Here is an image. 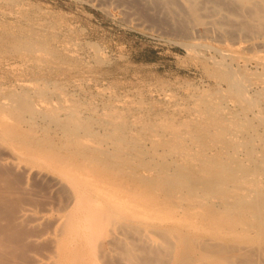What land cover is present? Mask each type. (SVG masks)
<instances>
[{
    "label": "bare ground",
    "instance_id": "bare-ground-1",
    "mask_svg": "<svg viewBox=\"0 0 264 264\" xmlns=\"http://www.w3.org/2000/svg\"><path fill=\"white\" fill-rule=\"evenodd\" d=\"M139 1L147 9L164 14L161 20L173 22L174 28L169 27L170 30L194 33L196 27L190 29V23L200 26L203 11L212 10L216 14L225 11L214 25L232 37L264 34V0ZM139 11L133 10L132 14ZM138 18L147 19V16ZM210 25L205 24L206 30L214 26ZM249 38L240 41V46L248 42V47L264 49L263 39ZM30 81L19 83L20 92L0 86V93H3L0 97V264H264V157L257 155L261 162L256 159L253 148L247 151L255 165L252 169L237 167L238 164L235 168L225 167L221 164L227 161L221 163L219 160L216 164L204 163L200 171L198 169L201 176L193 179L196 173L190 164L178 167L174 160L177 167L170 166L174 168L171 171L170 167L169 171L157 168V180L170 182L167 183L170 188L165 187L167 192L161 194L156 187H147L151 182L144 186L141 177L133 178L134 172L130 175L120 162L123 154L129 156L136 145L144 142L133 138L136 144L128 143L122 133L116 134L121 130L128 138L126 134L132 130L123 125L122 130L115 125L117 117L122 119L121 112L120 116L113 113V121L109 116L110 121L104 120L103 125L109 133L103 128L105 139L102 138H111L110 143L104 144L105 141L93 136L101 128L92 129L91 122L83 129V134L80 133L82 125L77 127L80 124L76 116L81 113L68 112L71 105H66L68 113L60 106L62 113H66L64 118L57 117L54 109L50 110L54 115H50L48 108L53 102L49 104L46 98L47 83L42 88L40 83L37 86L38 83ZM239 81L236 86L240 96L249 102L246 95L249 88ZM225 106L228 107L221 105L219 115L223 119L231 118L234 112L226 111L230 108ZM90 120L93 121L91 117ZM236 137L238 135L233 134L232 139L226 138L231 150L238 146ZM149 139L155 142L154 137ZM181 152L180 157L187 160L184 151ZM235 154L227 159L232 158L233 165L239 160ZM153 171L152 168L150 175ZM144 176L147 180L146 174ZM131 178L139 179V183Z\"/></svg>",
    "mask_w": 264,
    "mask_h": 264
},
{
    "label": "rangeland",
    "instance_id": "rangeland-1",
    "mask_svg": "<svg viewBox=\"0 0 264 264\" xmlns=\"http://www.w3.org/2000/svg\"><path fill=\"white\" fill-rule=\"evenodd\" d=\"M123 1L0 0V86L6 87L8 91L15 89L20 92L19 83L24 80H31L36 85L38 83L37 86L40 83L42 88L47 83L46 98L49 104L50 101L53 102L48 108L50 115L56 112L57 117L60 115L59 117L64 118L66 113L63 114L62 109L67 112L66 107L71 105L72 109L68 112L81 113L76 116V122L80 124H76L77 127L82 125L80 133L83 134L87 124L91 122L90 125L94 124L92 129L98 131L101 128L98 131L100 134L95 131L93 136L98 141H105L104 144L110 143L111 138L106 137L108 140H104L108 128L103 122L114 118V112L116 115L121 112L119 116L122 119L117 117V120L123 122L120 124L114 118V124L121 126L122 130V125L125 129L132 128L130 131L136 135L130 134L129 129L126 134L128 138L119 129L120 132L116 131V134L119 136L122 133L123 139L128 143H134L139 138L138 142L144 141L140 143L144 147L143 144L139 145L143 148L135 146L136 143L132 144L135 147L133 150L129 149L133 151L129 154L131 157L123 154L121 159L124 158V162L121 159L120 162L127 167L125 169L130 171V175L134 172L132 177H141L143 182L141 179L140 182L144 186L151 182L147 187L152 185L161 194L167 192L170 182L164 180L162 183L157 180V168L161 171L168 170L170 166L177 167L175 164L178 167L190 164L193 166L192 171L196 173L193 179H197L196 175L201 176L199 168L204 163L216 164L219 160L224 163L227 161L226 164H221L225 167L235 168L238 164L237 167L245 166L246 170L254 168L248 149L253 148L252 151L256 152L254 157L260 162L264 157V49L248 47V42H244L242 47L240 41L248 40L249 37L264 40V34L232 37L215 26L225 11L216 14L210 7V13L203 11L200 26L190 23V29L196 27L194 33L170 30L174 28V24L169 20L166 23V17V20H161L164 14L147 9L139 0ZM129 7H135L133 10H140L141 14H132L133 10ZM143 9L148 13L142 12ZM125 11L130 13L126 14ZM130 15L133 16L126 18ZM138 16H147V19L141 20ZM150 21L151 23H147ZM207 22L209 25L215 23V28L210 25V30H206ZM164 30L169 31L168 34ZM192 43H196V46ZM238 81L243 86H248L246 95L249 96V102L242 100L236 86ZM1 96L3 93H0ZM74 104H79L76 109ZM226 104L228 107H225L230 109L224 110L234 113L231 118L223 119L219 110L221 105ZM74 110L76 111L73 112ZM107 116L110 117L109 120ZM122 116L126 118L125 121ZM133 121L136 126L130 124ZM230 133L232 137L233 134L238 135L235 143L238 142L236 150L239 153L235 149L231 150L227 141L232 139L231 136L228 137ZM150 137H154L155 142ZM128 146L132 147L130 144ZM234 150L239 160L237 163L233 162V165L232 158L231 161L227 159L231 157L230 154H235ZM181 151H184L187 160L180 157L183 155ZM220 154L224 156L219 157ZM240 160L243 162L240 163ZM187 161L190 163H186ZM262 162L264 163V159ZM160 165L164 167L161 169ZM172 167L170 171L174 169ZM149 168L155 170L151 175ZM143 173L149 181L144 179ZM131 180L139 183V179ZM165 187L167 190H164Z\"/></svg>",
    "mask_w": 264,
    "mask_h": 264
}]
</instances>
